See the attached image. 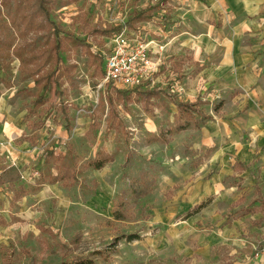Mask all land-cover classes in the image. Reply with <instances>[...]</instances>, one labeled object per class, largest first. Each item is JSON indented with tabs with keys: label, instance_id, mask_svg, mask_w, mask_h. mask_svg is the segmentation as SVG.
Listing matches in <instances>:
<instances>
[{
	"label": "rangeland",
	"instance_id": "1",
	"mask_svg": "<svg viewBox=\"0 0 264 264\" xmlns=\"http://www.w3.org/2000/svg\"><path fill=\"white\" fill-rule=\"evenodd\" d=\"M155 4L154 19L103 33ZM263 6L264 0H0V171L15 166L21 174L0 187V264H264L250 246L264 247L257 231L239 234L246 224L264 228V179L243 183L260 177L264 155L248 127L264 114L263 90H256L264 82V53L254 66L244 57L252 45L264 46V36L247 37L244 26ZM120 34L150 46L159 60L135 90L103 82L107 45ZM178 103L193 105L190 116ZM203 116H229L236 124L219 140L238 148L232 162L247 163V172L233 168L243 174L230 182L236 202L194 187L212 151L193 149L208 122ZM160 134L167 143L153 141ZM104 155L114 161L101 171L86 168ZM64 168L76 180L51 183ZM142 176L156 183L135 200L130 184ZM228 229L237 231L238 245L228 244Z\"/></svg>",
	"mask_w": 264,
	"mask_h": 264
},
{
	"label": "crops",
	"instance_id": "2",
	"mask_svg": "<svg viewBox=\"0 0 264 264\" xmlns=\"http://www.w3.org/2000/svg\"><path fill=\"white\" fill-rule=\"evenodd\" d=\"M256 12L254 11L253 17L248 20V22L244 23V26L246 27L247 31V37H260L259 35L264 36V6L258 9ZM254 40V39H253ZM252 40V41H253ZM254 47V48H253ZM263 48V49H262ZM260 48L258 45H252L250 49H248V52L244 53V57H248L251 64L257 65L260 62L262 53H264V46ZM256 90H263L264 94V82L261 85L256 86ZM213 119L211 121H208L205 123L201 128L198 130V137H197V144L193 146V149H202L204 151L206 150H212L210 151V155L202 164L198 166V169L200 171H204L202 180L196 181L194 184V187L198 188L199 190L205 191V195H217L218 200H225V203H232L236 202L238 200L237 193L235 192V187L231 185V181L234 179L232 178V175H236L239 177H242L243 174L237 175L234 172L235 167L239 168L240 166L237 165L238 163L244 165L243 168L246 171L248 167L246 166L247 163L245 162H232L231 159H233L232 155H235V150L238 149L235 146H232L231 143H226L223 146L219 144L220 137L222 135H231V133L234 131V121L231 117H225L222 119H217L215 116H212ZM252 123L248 126L249 132L254 137V146L260 145L264 146V114L258 115L256 118H254ZM226 130V132H224ZM192 149V148H190ZM243 151H246L243 146L239 148ZM260 164L262 165L260 177H244V185H254L258 186L259 181H263L264 179V155L262 158H260ZM9 167V166H7ZM214 170V172H212ZM247 172V171H246ZM207 174V180H203L205 177V174ZM254 182V183H253ZM192 186L191 189L194 188ZM189 190V189H188ZM190 191V190H189ZM246 193H249L252 191V188L246 187V189L243 190ZM200 195V193H197ZM240 195V192H239ZM241 196V195H240ZM258 216H262L261 214H256ZM247 216H250L247 215ZM245 216V217H247ZM243 230H245L244 234H247V232L252 233L257 231L256 239H259V241H264V228L261 227L260 229L254 228L249 229L246 225H242L240 227L239 234L243 233ZM228 234V241L229 245H238L236 236L238 235L236 230L228 229V232L225 233ZM241 246V244H239ZM251 249L254 252V260L256 261H264V257L258 254V250L255 249L254 242L250 243ZM230 252L236 253L237 251L234 248H229ZM202 258H205V250H202Z\"/></svg>",
	"mask_w": 264,
	"mask_h": 264
},
{
	"label": "built area",
	"instance_id": "3",
	"mask_svg": "<svg viewBox=\"0 0 264 264\" xmlns=\"http://www.w3.org/2000/svg\"><path fill=\"white\" fill-rule=\"evenodd\" d=\"M104 58V83L135 90L145 85L157 72L158 61L148 45L120 34L109 40ZM264 257V247L258 252Z\"/></svg>",
	"mask_w": 264,
	"mask_h": 264
},
{
	"label": "trees",
	"instance_id": "4",
	"mask_svg": "<svg viewBox=\"0 0 264 264\" xmlns=\"http://www.w3.org/2000/svg\"><path fill=\"white\" fill-rule=\"evenodd\" d=\"M160 1H161V4L165 3V0H160ZM156 9H159L158 4L150 6V7L146 8L145 10H140L136 14H134L122 26H118L117 28L112 29L109 32H103V33L108 34L111 31L120 32L125 27L131 28L136 23H139L142 21H147V20H152L155 18L154 11ZM59 32H60V29H55L56 34H60ZM146 96H147V98H150L151 96H153V94H147ZM177 108L180 112H185V113H187V116L188 115L190 116V114L192 112L191 110L193 109V105L187 104V103H178ZM214 112L215 113L218 112V109L215 108ZM202 119H203L202 123L204 124L207 121H211L213 119V117L212 116H205V117L203 116ZM188 127H189V122H186V124H177L176 125V131L181 132V131L186 130ZM171 133L172 132L168 131L167 134H171ZM153 141L154 142L167 143L168 139H167L166 135L160 134L158 137H154ZM113 161H114L113 155L99 156V157H96L94 160L88 162L86 165V168L94 170V171H101L102 169L105 168V166L107 164H110ZM237 165H239L242 168L244 167V165H242L240 163H238ZM68 178L72 179V180H76L75 173L68 168H64L62 170V172H60L59 174L52 177L50 182L54 184V183H57L59 181L66 180ZM20 180H21V174L15 166L5 167L0 171V187H3L5 185H9V186L13 185ZM155 183H156L155 178H148L146 176H142L138 182H133L130 184V192H131L132 197L135 200H139V199H142V198L148 196L151 193L152 188L155 186ZM128 239L132 240L134 238H132V236H130V237H128ZM59 264H91V262L80 260V261H76L73 263L62 262Z\"/></svg>",
	"mask_w": 264,
	"mask_h": 264
}]
</instances>
